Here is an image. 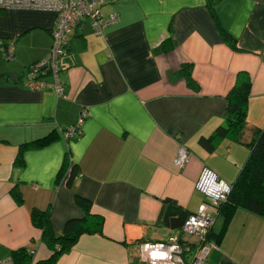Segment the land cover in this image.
<instances>
[{
  "label": "crops",
  "instance_id": "crops-1",
  "mask_svg": "<svg viewBox=\"0 0 264 264\" xmlns=\"http://www.w3.org/2000/svg\"><path fill=\"white\" fill-rule=\"evenodd\" d=\"M213 4L234 44L219 32L208 0H106L101 12L117 13L116 23L96 35L83 19L68 37L60 72L66 98L24 82L29 65L50 49L56 13L0 14V38H16L13 61L0 49V74L18 78L0 82V260L20 247L32 249L34 260L47 258L30 211L49 209L52 229L61 234L68 219L84 215L76 195L90 201L102 230L82 234L55 264H147L138 260V243L173 236L193 247L182 227L157 223L163 200L189 213L208 201L195 187L204 168L232 185L250 153L253 129L264 127V0ZM183 64L192 66L197 88L180 74ZM238 74L250 78L241 141L224 138L208 150L199 139L224 122L226 94ZM84 107L89 115L81 134L66 140L58 129L74 125ZM181 146L190 161L177 167ZM202 264H264V218L236 209Z\"/></svg>",
  "mask_w": 264,
  "mask_h": 264
},
{
  "label": "built area",
  "instance_id": "built-area-1",
  "mask_svg": "<svg viewBox=\"0 0 264 264\" xmlns=\"http://www.w3.org/2000/svg\"><path fill=\"white\" fill-rule=\"evenodd\" d=\"M106 0H0V9H33L55 12L56 22L51 30V46L47 55L29 65L24 78L25 86L31 90L50 87L59 98H66L67 93L60 72L65 68L63 58L68 55V37L76 26L87 19L93 33L101 34L103 28L116 23L119 15L115 12L104 15L101 6ZM15 37L9 42L0 38V49L5 59H13ZM49 79L48 81L46 79ZM87 108L79 112L77 122L65 129H58L66 139H74L82 132V125L88 117ZM190 161L187 149L180 147L173 159L174 165L183 167ZM195 187L204 194L208 201L201 202L195 211L188 214L182 226L186 236L194 237V245L180 241L173 236L167 241H141L137 245L138 260L147 264H202L212 247L217 244L207 235L218 217V205L230 193L231 184L220 179L214 172L204 168ZM32 252V251H31ZM191 254L190 258L184 256ZM0 264H14L11 256L4 257Z\"/></svg>",
  "mask_w": 264,
  "mask_h": 264
},
{
  "label": "trees",
  "instance_id": "trees-1",
  "mask_svg": "<svg viewBox=\"0 0 264 264\" xmlns=\"http://www.w3.org/2000/svg\"><path fill=\"white\" fill-rule=\"evenodd\" d=\"M215 0H208L210 12L215 17L216 26L219 32L231 44L234 39L227 33L217 20L214 12ZM4 9H0V14ZM4 40V39H3ZM192 66L183 64L179 70L188 85L197 88L191 75ZM250 94V78L243 74L235 80L234 85L226 94V112L224 122L215 128L213 133L204 138H200V143L212 150L221 139L229 138L241 141L244 129L246 128V109ZM253 138L246 143L250 148V153L238 174L235 182L231 185L230 193L224 201L218 205V217H221V226L218 231L211 229L207 235L209 240L219 244L228 223L238 208L245 209L255 215L264 218V127L253 129ZM45 139L36 141L34 144L42 143ZM28 147V144L21 145L16 164H22L21 152ZM67 162L65 160L63 168ZM71 177L75 173L72 166ZM63 173V169L59 175ZM12 195L17 203L21 202L20 193L13 189ZM76 203L83 209L84 215L80 218H70L63 226L61 234L55 233L50 222V210H40L33 208L30 211V219L34 226L41 229V241L49 250V256L45 259L34 260L32 249L20 247L12 250L11 257L14 264H55L57 259L76 243L82 234L101 233L102 218L98 214L90 212L91 203L88 199L76 195ZM189 212L182 209L175 200L165 198L157 219V223L173 229L181 228ZM32 251V252H31Z\"/></svg>",
  "mask_w": 264,
  "mask_h": 264
},
{
  "label": "water",
  "instance_id": "water-1",
  "mask_svg": "<svg viewBox=\"0 0 264 264\" xmlns=\"http://www.w3.org/2000/svg\"><path fill=\"white\" fill-rule=\"evenodd\" d=\"M3 76L4 74H0V82L3 81ZM4 77L6 82L17 83L18 81L17 75L14 74H6Z\"/></svg>",
  "mask_w": 264,
  "mask_h": 264
},
{
  "label": "rangeland",
  "instance_id": "rangeland-1",
  "mask_svg": "<svg viewBox=\"0 0 264 264\" xmlns=\"http://www.w3.org/2000/svg\"><path fill=\"white\" fill-rule=\"evenodd\" d=\"M4 10H6V9H4ZM8 61H10V60H8ZM11 61H13V60L11 59ZM32 63H33V62H32ZM32 63H31V64H32ZM196 190H197V189H196ZM198 191H199V190H198ZM199 192H200V191H199ZM201 193H202V192H201ZM220 224H221V218H220V216H219V217H217V219H216V223H215V226H214L215 229L218 230ZM191 237H192V236H191ZM193 238H194V237H193ZM188 242H189V241H188ZM194 245H195V242H194ZM194 245H193V246H194Z\"/></svg>",
  "mask_w": 264,
  "mask_h": 264
}]
</instances>
